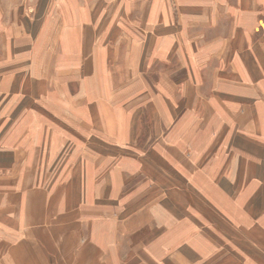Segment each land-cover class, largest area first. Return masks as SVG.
I'll return each mask as SVG.
<instances>
[{
  "label": "rangeland",
  "instance_id": "rangeland-1",
  "mask_svg": "<svg viewBox=\"0 0 264 264\" xmlns=\"http://www.w3.org/2000/svg\"><path fill=\"white\" fill-rule=\"evenodd\" d=\"M256 1L0 0V181L13 180L16 186L18 179L19 185L38 181L37 173L26 171L28 165L40 166L34 152L42 154L44 148L34 150V141L44 133L49 144L52 136L81 143L83 134L87 138L92 133L87 129L98 126L104 137H98L100 143L112 148L104 135L103 119L109 117L106 122L119 123L122 136L133 130L119 147L122 155L149 171L139 172L135 180L131 193L136 198L169 193L180 200L198 198L200 209L192 212L198 216V236H217L215 251L204 258L217 264L227 256L226 261L233 260L227 254L233 250L243 258L241 264H258L264 251V159L258 164L256 157L238 149L245 129L237 124H264V70L246 56L256 48L247 44L248 34L257 30L255 43L264 37V6L256 7ZM61 34L64 41L67 36L77 40L75 51L62 53L60 42L55 44ZM99 43L105 54L98 53ZM10 49L24 52L4 53ZM132 65L138 66L137 75L131 73ZM196 81L198 108L191 88ZM57 89L59 104L46 105ZM169 91L176 96L173 102L181 95L180 111L167 101L155 106V98ZM196 112L198 125L178 124L185 113ZM21 117L32 119L31 135L18 136L31 143V151L22 140L20 148L9 143V130ZM169 141L172 149L178 144L180 162L162 155ZM79 158L73 161L79 163ZM65 161L72 158L45 159L48 171L39 186L47 185ZM247 165L254 172L244 185ZM211 180L214 190L204 187ZM201 198H216V203L203 204ZM206 217L213 222H205ZM252 234L254 241H249L246 235ZM53 264L61 263L55 259Z\"/></svg>",
  "mask_w": 264,
  "mask_h": 264
},
{
  "label": "crops",
  "instance_id": "crops-1",
  "mask_svg": "<svg viewBox=\"0 0 264 264\" xmlns=\"http://www.w3.org/2000/svg\"><path fill=\"white\" fill-rule=\"evenodd\" d=\"M255 6L258 8L264 6V0H257ZM72 10L68 8L66 12H72ZM257 34V30L248 34L247 44L255 45L256 48L252 51L253 56L249 53L246 56L248 60L255 58L260 66L259 69L264 70V37L262 39L258 37L259 41L255 43ZM62 36L63 34L55 43L60 42L62 53L75 51L77 40L67 36V40L64 41ZM71 41L75 44H68ZM102 43H99V54H105L106 51V48H102ZM23 52L15 49H10L9 52L4 51L7 55L23 54ZM137 70L138 66H131L132 74ZM191 88L192 91L195 89L194 94L197 97L195 107L198 108V82L193 83ZM58 93L57 89L55 96L52 94L50 101L45 104L57 106ZM173 97L176 99L172 91L159 94L155 98V106H164L167 101L171 108H177L180 111L183 106L181 95L175 102ZM116 114L120 117L119 111H116ZM108 118L103 119L106 126L104 135L113 146L112 148L105 149L100 143L98 137L102 136V130L98 126L94 130L87 129L92 133L88 132L87 138H84L83 134L84 140L82 139L81 143L63 140L62 136H59L61 139L52 136L54 141L49 144L48 138L44 139L46 136L44 133L43 138L34 141V150H38V147L44 148L42 154L37 155L34 152V155L39 156L40 166L28 165L31 168L26 171V173H37L38 181L31 182V178L19 185L18 179L17 186L13 180L0 181L2 185L0 187V264H53L55 259L61 264L74 262L75 264H217L216 261L204 258L205 254L215 251L214 242L217 236L205 233L198 236L197 225L194 224L198 221V216L192 212H197L200 209L198 205H201L198 198L181 197L180 200L171 198L169 193V196L140 199L131 193L137 185L138 181L135 180L140 177L139 172L144 174L149 171L140 170L142 165H139L137 159L125 152L122 155L119 150L122 143H127L125 136L129 137L133 130L125 132L122 136L123 133L118 128L119 123L115 122L113 126L106 122ZM31 121L32 119L21 117L18 124L10 128L9 132L12 136L9 140H13L9 141L10 146L16 145L20 148L21 145L18 142L22 140V146L29 148L26 151H31V143L26 141L24 143L22 137H18L31 135L30 128L33 124ZM39 121L45 120L40 118ZM246 121L248 125L237 123L241 129L243 126L245 129V133L242 130L244 140L238 149L245 150L254 159L256 157L255 160L260 164L264 159L260 140H264V124L262 123L260 127L258 123L251 120ZM262 121L264 122V119ZM51 123L58 125L56 120ZM178 124L198 125V113L189 116L185 113ZM54 130L59 133L58 127ZM235 131L233 129L232 133ZM170 138L168 137L169 140ZM59 141L60 144H58ZM167 143L168 148L164 152L167 155H162L179 160L181 155L177 151L178 144L175 146L176 149H172V141ZM76 148H82V150L75 152ZM51 156H68L72 158V161H65L64 166H60L58 173L49 179L47 185L39 186V183H43L44 172L48 171L47 168H43L44 161ZM77 156H80L79 163L73 161ZM181 161H183L182 158ZM101 162L106 170L96 167ZM122 166L131 169L124 170ZM145 166L148 168V164ZM0 168L4 166L0 165ZM253 172L252 165H247L243 179L244 185L247 180V183L250 181ZM13 183L14 185H11ZM212 183L211 180L204 187L214 190ZM259 188L261 189V186ZM262 189L264 190V187ZM202 203L215 204L216 198H204ZM262 203L263 198L260 197L257 205L261 206ZM213 220L205 218V222L211 223ZM246 236L249 241H254L253 234ZM227 254H232L234 259L226 261L227 256L218 264L242 263L240 260L243 258L235 255L233 250H228ZM260 257L264 258V251L258 256V264H264ZM246 259L251 260L250 257Z\"/></svg>",
  "mask_w": 264,
  "mask_h": 264
}]
</instances>
